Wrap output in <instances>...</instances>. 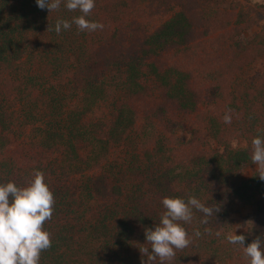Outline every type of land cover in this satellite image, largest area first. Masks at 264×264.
Listing matches in <instances>:
<instances>
[{
	"label": "trees",
	"instance_id": "1",
	"mask_svg": "<svg viewBox=\"0 0 264 264\" xmlns=\"http://www.w3.org/2000/svg\"><path fill=\"white\" fill-rule=\"evenodd\" d=\"M235 4L95 0L102 29L57 33L82 13L0 0V183L39 171L54 195L40 264H143L165 196L219 209L179 222L191 243L165 264H249L227 237L264 240V37Z\"/></svg>",
	"mask_w": 264,
	"mask_h": 264
},
{
	"label": "clouds",
	"instance_id": "2",
	"mask_svg": "<svg viewBox=\"0 0 264 264\" xmlns=\"http://www.w3.org/2000/svg\"><path fill=\"white\" fill-rule=\"evenodd\" d=\"M40 9H59L61 3L68 10H79L82 15L70 20L58 18L54 30L61 33L75 24L81 31H96L103 24L87 19L95 7V0H35ZM231 109H227L223 119L231 123ZM251 162L256 165L257 175L264 180V135H256L252 141ZM54 195L44 182L42 172L36 171L30 182L23 187L15 182L0 183V264H40L41 252L51 247L50 233L44 229V222L52 218ZM163 212L159 223L144 229L146 245L140 252L146 257L143 264H153L159 258L165 264L176 257V251L191 243L185 227L179 223L192 220L193 209L202 213L201 223H208L214 210L208 203L192 196L188 200L181 197L165 196L161 200ZM199 229L194 236L199 237ZM230 244L239 245L249 264H264V240L258 237L245 246V236L234 234L227 237Z\"/></svg>",
	"mask_w": 264,
	"mask_h": 264
},
{
	"label": "rangeland",
	"instance_id": "3",
	"mask_svg": "<svg viewBox=\"0 0 264 264\" xmlns=\"http://www.w3.org/2000/svg\"><path fill=\"white\" fill-rule=\"evenodd\" d=\"M236 2L240 3L239 5L235 4L237 10L242 9L245 13L250 14V18L252 20H256L255 25H257V27L253 29V35L251 36L254 37L256 35H259L261 37H264V0H238V1L236 0ZM256 13H258V15ZM248 35L249 33L248 34L246 33V36ZM263 66H264V62H261L257 66V69L259 70L263 68ZM240 146L245 147V143L240 142Z\"/></svg>",
	"mask_w": 264,
	"mask_h": 264
}]
</instances>
